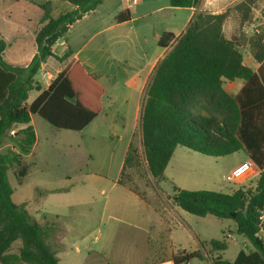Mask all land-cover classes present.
Wrapping results in <instances>:
<instances>
[{
  "label": "trees",
  "instance_id": "1",
  "mask_svg": "<svg viewBox=\"0 0 264 264\" xmlns=\"http://www.w3.org/2000/svg\"><path fill=\"white\" fill-rule=\"evenodd\" d=\"M74 10L52 16L50 2L41 4L40 28L36 34L37 54L25 67L13 66L4 59L6 41L0 37V148L8 131L16 124L25 125L17 141L19 154L0 152V264H59L47 242V228L36 222L24 208L16 205L9 171L17 166L16 178L22 181L27 168L22 156L31 153L36 134L31 125L33 115L40 116L55 128L81 132L103 110L105 89L80 62H73L42 91L36 76L42 64L53 57L69 58V50L59 57L53 53L56 42L70 27L102 0H63ZM174 8L198 7L202 0H169ZM255 0L236 6L243 22L248 20ZM229 12H198L186 31L178 38L164 33L160 49L171 50L156 67L142 110L140 130L148 174L156 182L164 173L177 147L209 157H225L246 150L250 158L243 176H258L254 192L243 188L233 193L177 190L174 202L185 212L199 217L213 215L231 219L255 250L242 249L234 261L218 256L210 262L200 250L181 251L173 256L175 264L194 260L208 264H264V243L256 238L259 210L264 206V30L251 36L253 58L261 63L258 73L244 64L241 43L227 39L223 24ZM129 18L125 11L117 19ZM243 80L236 95L224 88L225 82ZM32 91H42L30 105ZM138 166L137 151L130 145L124 160L122 179L127 169ZM235 215V216H233ZM211 250L223 251L228 243L211 241Z\"/></svg>",
  "mask_w": 264,
  "mask_h": 264
},
{
  "label": "crops",
  "instance_id": "2",
  "mask_svg": "<svg viewBox=\"0 0 264 264\" xmlns=\"http://www.w3.org/2000/svg\"><path fill=\"white\" fill-rule=\"evenodd\" d=\"M242 1L244 0H202L198 7L174 8L169 0H136L134 4H130L128 0H102L95 10L75 22L66 36L53 46V53L56 56L62 57L69 50L72 54L64 61L49 57L42 64L39 72L42 78L36 76L42 91L46 90L73 62H80L88 73L97 78L105 89V94L102 98V112L86 128L76 133L80 135L84 144L92 139L99 140L104 133L108 134L105 137L113 136L118 141L113 147L101 144L95 146V149L103 150V154L110 161L108 165L105 163L92 172L87 168L84 171L86 176L99 175L103 181L71 180L66 189L57 193L62 194L61 197H51L53 193H50L38 198L32 193L39 185H31V180L38 177V166L25 161L33 156L35 147L39 145L37 135L31 153L22 156L21 159V164L27 168L22 181L17 180L14 172L17 186L11 184L14 190L12 200L16 205L24 206L36 222L46 226L47 242L55 252L59 264L61 258L57 251L65 252L68 248H75V252L82 255L83 262L80 264H175L173 256L182 250L173 252L171 249L169 254H165V251L167 247H172L188 223L182 219L183 215L177 209L179 206L174 202V195L177 190L198 191L199 185L214 179L215 167L205 168L203 157L195 152L180 149L183 147H177L165 170L163 180L159 182L162 184L166 180H171L177 185L174 187L173 207L171 201H166L163 194L156 189V183L150 176L153 187L139 184L140 188L134 189L121 182L124 160L136 133L141 137L140 121L146 94L156 67L166 57L167 49L158 47L164 33H172L178 38L186 31L198 12L222 14L228 11L229 16L223 24L225 37L231 40L242 36L239 41L241 51L247 53L243 54L244 64L258 73L261 63L253 58L248 39L251 37L250 31H253V27H256L253 32L259 33L258 27L264 25V2L261 7L251 6L248 20L243 22L240 12L236 9ZM46 2L51 3L52 16L55 18L75 9L73 5H67L69 3L59 0H46L43 3L33 0L6 1L10 5L21 4L30 14L35 15L34 22L26 28H30V32L25 29L19 36L6 35V38L0 32V37L7 43L4 59L9 64L25 67L37 54L36 34L43 14L39 6ZM13 9L14 6L7 8L6 5L5 13L9 12L12 15ZM125 11L129 12V18L118 20L117 17ZM23 34L31 37L28 46L23 41ZM81 40L84 42L82 46ZM91 44L93 46L89 53L81 58L82 51H86ZM93 54L95 56L100 54V60L104 63L99 65ZM47 76L50 80H46ZM239 81L237 79L228 83L239 85L240 91L244 81L242 83ZM42 91H36L30 101L31 93L34 92L32 91L27 104H32ZM35 116L38 115L31 117V125L36 134ZM24 128L25 125L16 124L8 131L0 148L2 154L20 153L17 141L20 138L19 132ZM121 151L123 159L115 169L113 159H116ZM174 158L179 162L178 169L171 167ZM242 164L234 166L231 172ZM81 173L83 172L80 169L74 168L66 177L74 179ZM25 188L27 192L24 191ZM85 190L90 192L91 196L78 198ZM77 214L80 215V222L84 220L79 223L80 226L94 229L99 227L97 230L99 236L94 241L83 238L81 233L73 241L68 239L69 233L73 231L68 218ZM94 243L95 248L92 246ZM196 250H200L199 247ZM194 262L196 261L188 264Z\"/></svg>",
  "mask_w": 264,
  "mask_h": 264
},
{
  "label": "rangeland",
  "instance_id": "3",
  "mask_svg": "<svg viewBox=\"0 0 264 264\" xmlns=\"http://www.w3.org/2000/svg\"><path fill=\"white\" fill-rule=\"evenodd\" d=\"M7 0H0V32L2 36L6 35L8 37L17 35L19 36L23 33V30L27 28L32 22H34L35 15L30 14L27 9H24L21 4L15 3V5H10L6 3ZM38 3H43L46 0H33ZM61 2L66 3L63 0H59ZM264 0H255L256 7H261ZM14 6L12 10V15L9 12L5 13V7ZM70 5V4H67ZM59 10V9H57ZM56 13V11H55ZM37 27V25H36ZM259 31L264 30V25L258 27ZM256 30V27H253V31ZM27 32H30V28L26 29ZM250 31V35L253 36L256 34L255 32ZM258 31V32H259ZM5 33V35L3 34ZM20 33V34H19ZM24 43L26 46L29 45L31 37H27V35L23 34ZM84 43V42H83ZM82 40L80 46L83 45ZM94 42H92L93 44ZM91 46L86 48V51H82L81 58H84V54H88ZM171 50V47L166 50V55ZM246 55V52H243ZM94 60L100 65L104 63L100 60L101 55L98 54L95 56L93 54ZM104 60V58H103ZM38 78H42V74H38ZM46 80H50V77L47 76ZM239 82H243L240 80ZM224 87L231 94L235 95L239 91V85H229L228 82H225ZM36 94V91L31 93L30 101L33 96ZM34 127L36 129L37 139L39 141V145L35 147V153L31 158L26 159V163L33 162L38 167V177L33 181L31 180V185L39 184L38 188H35L34 192H32L38 198L45 197L46 195L53 193L50 195L51 197L62 196V194H57L62 192L66 187L71 184V180L73 182L86 181V179H90L92 182H100L103 181L99 178V175L90 174L88 176L85 175L84 171L87 170L92 172L94 169L100 168L102 166L108 165L110 159L104 155V151L95 149V146L101 144V146H114L118 144L117 139L113 136L108 137L103 134L99 140L92 139V141L82 142L80 139V135L76 132L58 129L50 125L48 122L43 120L40 116L34 117ZM133 146L137 151V161L138 166L135 168L127 169L126 173L123 176V182L130 185L134 189H138L139 184H146L148 187H153V183L149 178V174L147 171V164L145 160V155L142 147V138L138 133L135 135V139L133 142ZM103 148V147H102ZM184 151L193 152L187 148H180ZM91 150V151H90ZM95 150V151H94ZM88 152V153H86ZM91 152V154H90ZM196 153V152H195ZM199 154L205 160L204 166L205 168L215 167L216 175L214 179H209L203 185H199L197 189L198 191H214V192H224V193H233L236 190L243 188L245 191L254 192L257 187L258 176H243L234 181H228L227 176L230 175L231 169L243 162H247L250 158L249 152L246 150H242L240 152L234 153L229 156L215 158L209 157ZM122 157V151L119 153L116 159H113V165L115 164V169L120 164ZM173 168L178 169L179 162L177 158H174L171 164ZM195 167V165H192ZM74 168L80 169L83 173L78 175V177L74 179H67V174L73 170ZM17 166H14L9 172V178L12 186L16 187V173ZM198 169H200L198 167ZM15 172V176H14ZM168 179V178H167ZM155 181V180H154ZM30 183V182H29ZM155 185L157 186V190H159L166 201L170 200L173 207V195L175 193L174 187L177 185L171 180H166L162 184L155 181ZM27 192L26 188L24 190ZM29 194V193H27ZM91 196V193L85 190L81 193L78 198L84 199ZM17 199V197L15 198ZM179 212L182 213V219L186 220L188 226L185 227L182 232H180V236L176 239V243L172 244V247H167L165 254H169L171 249L173 252L176 250H182L187 252L197 251L196 249L201 248L200 243H206V247L204 249V253L208 255V259L213 261L215 258L220 256L224 260L234 261L237 254L240 250L245 249L247 252L255 250L251 243L241 234L238 233L237 224L231 219H219L213 215H207L206 217H199L192 215L190 213L185 212L181 208H177ZM82 211V210H81ZM173 213H175L173 211ZM81 214V213H80ZM176 214V213H175ZM68 218L70 224H72L73 231L69 233L68 239L74 240L80 233L83 238H88L89 241H94L96 237L99 236L97 230L99 227L95 228H84L83 225L80 226V215L76 216L71 215ZM101 228V227H100ZM230 235V236H229ZM102 239V237H101ZM219 240L228 243V248L223 251H213L211 250V241ZM96 242V241H95ZM196 245L198 247H196ZM94 248L96 244L92 245ZM55 250V249H54ZM56 251V250H55ZM58 254L60 255L61 262L60 264H80L82 263V255L77 254L75 252V248H68L65 252L62 251ZM194 264H208L207 261L204 263L199 260H195Z\"/></svg>",
  "mask_w": 264,
  "mask_h": 264
},
{
  "label": "built area",
  "instance_id": "4",
  "mask_svg": "<svg viewBox=\"0 0 264 264\" xmlns=\"http://www.w3.org/2000/svg\"><path fill=\"white\" fill-rule=\"evenodd\" d=\"M130 4H134L136 0H128ZM249 164L244 162L242 165L234 169L230 175L227 176L228 181H234L244 174L248 170ZM230 236V235H229ZM256 238L264 243V206L259 210L258 221H257V232L255 234Z\"/></svg>",
  "mask_w": 264,
  "mask_h": 264
},
{
  "label": "water",
  "instance_id": "5",
  "mask_svg": "<svg viewBox=\"0 0 264 264\" xmlns=\"http://www.w3.org/2000/svg\"><path fill=\"white\" fill-rule=\"evenodd\" d=\"M233 216H235V215H233Z\"/></svg>",
  "mask_w": 264,
  "mask_h": 264
}]
</instances>
